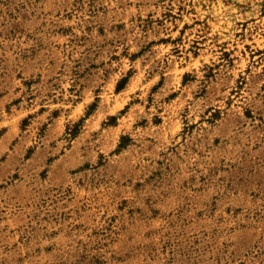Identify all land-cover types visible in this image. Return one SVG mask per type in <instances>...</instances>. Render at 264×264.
Returning a JSON list of instances; mask_svg holds the SVG:
<instances>
[{
	"label": "rangeland",
	"instance_id": "1",
	"mask_svg": "<svg viewBox=\"0 0 264 264\" xmlns=\"http://www.w3.org/2000/svg\"><path fill=\"white\" fill-rule=\"evenodd\" d=\"M0 264H264V0H0Z\"/></svg>",
	"mask_w": 264,
	"mask_h": 264
}]
</instances>
